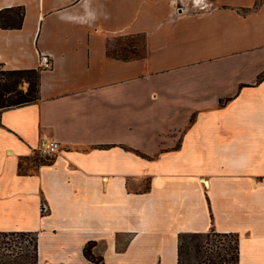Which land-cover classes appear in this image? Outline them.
I'll return each mask as SVG.
<instances>
[{"label":"crops","instance_id":"obj_1","mask_svg":"<svg viewBox=\"0 0 264 264\" xmlns=\"http://www.w3.org/2000/svg\"><path fill=\"white\" fill-rule=\"evenodd\" d=\"M13 7L0 69L52 67L37 101L0 111V232L33 234L37 264H101L89 246L102 264H177L180 234L214 230L264 264V0ZM43 140L60 151L41 157Z\"/></svg>","mask_w":264,"mask_h":264},{"label":"trees","instance_id":"obj_2","mask_svg":"<svg viewBox=\"0 0 264 264\" xmlns=\"http://www.w3.org/2000/svg\"><path fill=\"white\" fill-rule=\"evenodd\" d=\"M23 19L24 10L22 7L0 10V28L2 29H20ZM40 71L41 69L14 71L0 69V111L37 101ZM263 79L264 74L259 76L258 82ZM23 82L29 84L26 92L19 88ZM23 162L21 161L19 164L20 172H25ZM45 163L46 161L41 159L36 161V166ZM4 234L6 233L0 232V235ZM228 237H234V239L228 241ZM84 254L88 260L102 264L100 258L92 255L90 246L85 248ZM31 264H37L36 244ZM177 264H239L238 236L233 233H218L214 230L207 233H182L178 237Z\"/></svg>","mask_w":264,"mask_h":264},{"label":"rangeland","instance_id":"obj_3","mask_svg":"<svg viewBox=\"0 0 264 264\" xmlns=\"http://www.w3.org/2000/svg\"><path fill=\"white\" fill-rule=\"evenodd\" d=\"M135 40L139 45L143 43L140 37L135 38ZM35 166L36 163H32L28 167L32 169ZM232 239L234 237H228V241ZM35 240V236L31 233L0 235V264H31L36 244Z\"/></svg>","mask_w":264,"mask_h":264},{"label":"built area","instance_id":"obj_4","mask_svg":"<svg viewBox=\"0 0 264 264\" xmlns=\"http://www.w3.org/2000/svg\"><path fill=\"white\" fill-rule=\"evenodd\" d=\"M40 69L41 70H48L52 67V62L49 56L42 55L40 57ZM60 143L53 140H43L39 147L37 148L36 152L41 157L50 158L54 156L58 151H60Z\"/></svg>","mask_w":264,"mask_h":264}]
</instances>
